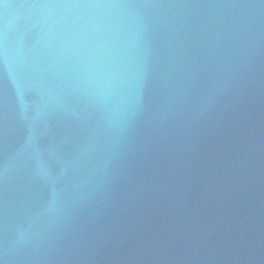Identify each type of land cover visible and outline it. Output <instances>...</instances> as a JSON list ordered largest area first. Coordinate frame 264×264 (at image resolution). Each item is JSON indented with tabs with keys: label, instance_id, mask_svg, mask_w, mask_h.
<instances>
[{
	"label": "water",
	"instance_id": "1",
	"mask_svg": "<svg viewBox=\"0 0 264 264\" xmlns=\"http://www.w3.org/2000/svg\"><path fill=\"white\" fill-rule=\"evenodd\" d=\"M0 264H264V0H0Z\"/></svg>",
	"mask_w": 264,
	"mask_h": 264
}]
</instances>
